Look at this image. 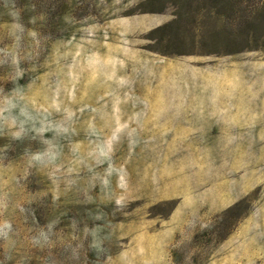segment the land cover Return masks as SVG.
Wrapping results in <instances>:
<instances>
[{"label": "rangeland", "instance_id": "obj_1", "mask_svg": "<svg viewBox=\"0 0 264 264\" xmlns=\"http://www.w3.org/2000/svg\"><path fill=\"white\" fill-rule=\"evenodd\" d=\"M0 264H264V0H0Z\"/></svg>", "mask_w": 264, "mask_h": 264}, {"label": "clouds", "instance_id": "obj_2", "mask_svg": "<svg viewBox=\"0 0 264 264\" xmlns=\"http://www.w3.org/2000/svg\"><path fill=\"white\" fill-rule=\"evenodd\" d=\"M8 103V101H6V104ZM9 106H11V105H9Z\"/></svg>", "mask_w": 264, "mask_h": 264}]
</instances>
